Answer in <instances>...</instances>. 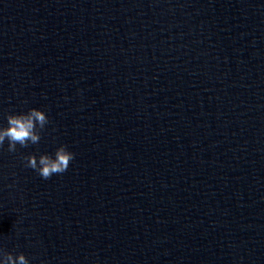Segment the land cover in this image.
I'll use <instances>...</instances> for the list:
<instances>
[{"label": "clouds", "instance_id": "clouds-1", "mask_svg": "<svg viewBox=\"0 0 264 264\" xmlns=\"http://www.w3.org/2000/svg\"><path fill=\"white\" fill-rule=\"evenodd\" d=\"M6 120L7 127H0V148H3L7 140L9 152H15L17 145L28 147L30 143H39L41 132L50 123L46 113L36 108H31L26 113L8 114ZM74 158L75 154L65 145L58 147L54 155L41 154L37 157L30 154L24 157L25 166L35 170L45 180L66 172ZM0 264H29V260L23 253L14 256L11 252L0 249Z\"/></svg>", "mask_w": 264, "mask_h": 264}]
</instances>
